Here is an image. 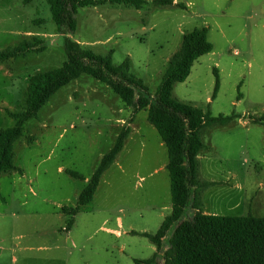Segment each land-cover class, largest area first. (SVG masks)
Wrapping results in <instances>:
<instances>
[{
	"label": "rangeland",
	"instance_id": "obj_1",
	"mask_svg": "<svg viewBox=\"0 0 264 264\" xmlns=\"http://www.w3.org/2000/svg\"><path fill=\"white\" fill-rule=\"evenodd\" d=\"M176 2L186 7L152 1L140 8L110 2L79 6L76 30L67 35L95 53L111 51L115 64L128 58L130 71L154 95L183 35L207 27L212 50L194 61L173 94L214 115L240 117L203 133L209 149L201 153V175L217 182L203 192V210L264 216V119L250 121L264 115V0ZM33 38L45 49L0 64V127L14 125L5 108L18 109L31 76L66 59L64 35L47 0H0V50ZM6 66L9 79L2 73ZM214 69L219 88L213 97ZM126 125L131 137L67 229L70 216L63 207L77 205ZM32 135L35 140L28 142ZM167 162V147L148 109L134 113L106 83L81 74L26 121L14 144L17 168L0 174L2 264H136L135 259L153 257L156 244L141 233H155L171 212ZM191 216L187 207L182 219ZM162 262L158 257L155 264Z\"/></svg>",
	"mask_w": 264,
	"mask_h": 264
},
{
	"label": "trees",
	"instance_id": "obj_2",
	"mask_svg": "<svg viewBox=\"0 0 264 264\" xmlns=\"http://www.w3.org/2000/svg\"><path fill=\"white\" fill-rule=\"evenodd\" d=\"M30 1L24 0L25 3ZM148 1L155 6L186 7L183 3H174V0H47L52 18L64 35L66 59L57 68L31 76L18 109L5 108L15 118V123L11 127H0V174L17 168L14 144L24 134L26 121L37 116L42 106L62 86L81 74L92 75L110 86L128 106H132L134 113L147 108L148 120L157 129L168 151L166 167L170 175L172 209L155 233H141L156 244V253L146 260L135 259V263L155 264L161 257L162 264H264V216L218 215L203 210V192L217 183L201 175L200 155L209 149L203 133L228 126L240 116L234 113L214 115L195 104L181 101L173 94L174 85L186 80L194 61L212 50L207 27L195 28L183 35L181 46L168 60L154 95L143 79L130 71L128 58L115 64L111 51L108 54L95 53L67 35L76 30L75 15L79 6L110 2L140 8ZM44 49L42 40L24 39L17 45L1 49L0 63ZM214 73L213 97L219 88L216 69ZM263 119L264 115L250 116L251 122ZM130 133L129 125L122 128L114 145L102 156L99 166L80 192L77 205L63 207V212L70 216L67 229L81 206L94 197L102 175L115 162ZM34 140L33 135L28 137V142ZM69 172L80 176L73 170ZM187 207L192 209V216L182 219ZM166 238L169 240L165 244ZM159 253H162L161 256Z\"/></svg>",
	"mask_w": 264,
	"mask_h": 264
},
{
	"label": "crops",
	"instance_id": "obj_3",
	"mask_svg": "<svg viewBox=\"0 0 264 264\" xmlns=\"http://www.w3.org/2000/svg\"><path fill=\"white\" fill-rule=\"evenodd\" d=\"M0 64H4V63H0ZM10 71H11V68L10 67H8V66H6V68H5V70H2V73H4V77L6 78V79H9V73H10ZM133 130V129H132ZM132 132V131H131ZM131 137V133H130V136H129V138ZM128 138V139H129ZM127 139V140H128ZM126 140V141H127ZM200 157H201V155H200ZM204 212H206V211H204ZM207 213V212H206ZM212 214V213H211ZM0 249H1V247H0ZM0 264H2V258L0 259Z\"/></svg>",
	"mask_w": 264,
	"mask_h": 264
}]
</instances>
